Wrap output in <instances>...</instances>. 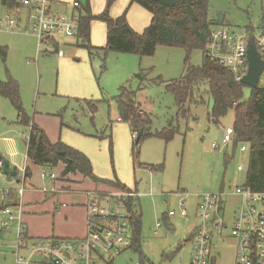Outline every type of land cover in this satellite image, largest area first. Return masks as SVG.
<instances>
[{
	"label": "rangeland",
	"instance_id": "rangeland-1",
	"mask_svg": "<svg viewBox=\"0 0 264 264\" xmlns=\"http://www.w3.org/2000/svg\"><path fill=\"white\" fill-rule=\"evenodd\" d=\"M57 1L62 4L55 3V8L69 15L73 0ZM78 1L80 7L74 10L75 13L87 4L86 0ZM104 1L89 0L91 11L95 14L101 12ZM128 2L116 0L109 14L119 15ZM208 2L210 17L215 19L216 12L224 15L223 24L216 27L228 28L240 34L248 30H253V34L264 32V0ZM136 5L129 6L127 15L131 10L129 21L132 26L129 25L141 32L150 22V13ZM90 28L91 44L102 47L105 44V25L100 21H92ZM63 43L62 56L53 52L45 53L44 45H41V52L36 55V40L33 36L0 32V45L7 46L5 62L0 59V79L5 80L9 75L18 82L20 101L26 114L44 130L51 142L60 140L88 156L93 174L99 179L70 183V190L73 191L69 193L43 191L44 196L40 198L46 200L45 203L55 199L59 207L61 204L70 207L83 201L85 190L95 187L115 188L119 181L126 187L136 188L140 194L137 206L141 222L140 248L138 251L125 250L114 257L112 264H189L190 247L184 245L183 241L190 238L196 220L192 218L187 221L180 216L181 198L190 215L194 212L198 195L223 191V219L227 225L223 234L228 235L233 225V213L238 207L239 197L232 191L235 185H242L245 178L243 170L238 172L236 165L245 164L246 157L238 151V147L233 150L232 140L227 146H222L224 129L232 124V110L218 122L210 120L208 112L212 100L206 84L200 85L196 96H193L194 100L202 98L203 103L200 100L187 101L182 108L185 113L177 106L174 96L165 88V82L183 76L186 58L183 48L157 45L151 56L113 51L103 53L98 49H91L89 54L88 49L80 46L81 42L74 37L64 38ZM202 58V52L194 50L189 56V63L199 66ZM159 77L165 82L156 80ZM120 87L133 91L134 102L148 115L150 123L146 131L154 134L164 129L175 130L169 141L154 135L144 136L139 143L136 162L132 158L135 136L130 124L123 120L117 121L115 97ZM249 94L250 88L244 87L242 98L247 99ZM91 102L95 105L94 109ZM27 133L28 128L17 123L12 104L7 98L0 97V168L6 162L8 168L16 173L14 177L8 178L0 169V196L3 190H15L21 186L17 178L23 177L25 167L31 173V187L37 188L43 184L49 189L53 182L49 178L42 181L40 173L59 174V167L34 165L26 158ZM213 142L218 143L221 149H213ZM225 156L232 158L225 163ZM149 166H153V170ZM68 177L77 179L78 175ZM24 196L22 204L27 217L24 216L22 223L29 238L74 237L59 234L69 227L70 222L65 224V217L68 216V220L81 219L85 210H63L54 219L37 220L33 225L41 232L48 230L49 233L40 234L39 230L35 233L28 217L45 215V211L37 210L34 213L28 210L27 207L33 210L34 205L40 203H27ZM57 210L54 205L55 216L60 212ZM170 210L175 212L169 218L171 230L166 223H161L162 216ZM157 221H160L161 226L154 234ZM52 228L55 231L52 232ZM224 238V246H221L220 240L215 241L217 248L221 249L217 264H233V241L228 236ZM13 239V234H7L4 238L10 244H13ZM180 244L182 248H179ZM13 250L9 246L0 247V264H13Z\"/></svg>",
	"mask_w": 264,
	"mask_h": 264
},
{
	"label": "built area",
	"instance_id": "built-area-1",
	"mask_svg": "<svg viewBox=\"0 0 264 264\" xmlns=\"http://www.w3.org/2000/svg\"><path fill=\"white\" fill-rule=\"evenodd\" d=\"M77 1H72L68 13L55 8L52 0H0V31L22 33L36 40V55L44 45L45 53L62 56V40L75 37L78 31ZM244 34L228 28L214 27L210 31L204 55L211 61L229 70L236 81L248 69L247 46L253 43L260 58L264 59V32ZM257 86L264 87V68L259 75ZM223 147L233 140L232 125L225 127ZM215 150L221 149L218 143H211ZM246 145H238L244 152ZM243 170V164L236 165ZM42 178L54 179V173H41ZM23 180V179H22ZM21 180V182H22ZM24 186L16 189L17 200L8 202L10 190L1 192L0 204V247H13V264H112L115 256L127 250L131 244V222L128 208L139 197L135 189L110 191H85V233L81 237H37L29 238L23 227L24 215L21 196ZM42 191H56L42 187ZM232 194L239 197L233 213V225L229 237L235 243V264H264V191L257 192L242 185H235ZM224 192L198 195L195 206L197 225L193 232L189 264H209L216 229L221 232L227 228L223 219ZM130 202V204H129ZM185 203L179 201V214L186 216ZM173 210L168 215H174ZM158 222L156 225H159ZM13 234V244L4 240ZM139 264V263H136Z\"/></svg>",
	"mask_w": 264,
	"mask_h": 264
},
{
	"label": "trees",
	"instance_id": "trees-1",
	"mask_svg": "<svg viewBox=\"0 0 264 264\" xmlns=\"http://www.w3.org/2000/svg\"><path fill=\"white\" fill-rule=\"evenodd\" d=\"M77 1L80 7V2ZM78 12V31L74 38L81 42L82 47L98 49L103 53L109 51L132 53L139 56H151L157 45H167L183 48L186 52L184 74L180 79L163 81L165 88L172 93L179 108L191 100L203 103L202 98L193 99L195 92L202 84L208 86L212 106L208 118L218 122L228 111L232 110L233 150L239 144L246 145L242 152L246 157L243 164L245 173L244 186L253 191H264V87L250 88L247 99H243V88L247 85L234 79L233 74L225 67L209 60L204 55V48L212 28L218 24L209 16L208 0H129L127 7L117 16H111L109 10L116 0H105L101 12L91 11L89 0ZM131 4H137L147 10L151 19L141 32L135 31L128 23L127 10ZM92 21H100L105 25V44L94 47L90 42ZM224 21V20H223ZM199 50L203 58L199 66L189 63L192 51ZM7 46L0 45V59L5 62ZM133 91L120 87L115 97L118 118L127 121L135 136L132 145V158L136 162L139 154V143L144 136H156L169 141L175 134L174 128L164 129L152 134L147 130L150 119L139 105L133 100ZM196 96V95H195ZM0 97L7 98L16 111V121L28 128L26 142V158L34 165L57 166L62 164L61 176L68 179L70 174H80L83 178L93 181L99 180L92 170V163L88 156L76 148L57 140L51 142L44 130L36 125L24 111L18 82L10 77L0 79ZM91 104H93L91 102ZM94 109V104L92 105ZM185 113V110H183ZM233 151V154H234ZM232 154V156H233ZM232 156H225L227 163ZM1 160V159H0ZM161 167V166H160ZM148 168L153 170V166ZM25 176H29V168L24 169ZM108 182V181H107ZM110 182V181H109ZM116 187L125 188L116 182ZM130 204V202H129ZM131 222V244L128 249L138 251L140 248V215L128 208ZM193 233L190 236L191 240ZM181 245H179V248ZM140 264V263H139Z\"/></svg>",
	"mask_w": 264,
	"mask_h": 264
},
{
	"label": "crops",
	"instance_id": "crops-1",
	"mask_svg": "<svg viewBox=\"0 0 264 264\" xmlns=\"http://www.w3.org/2000/svg\"><path fill=\"white\" fill-rule=\"evenodd\" d=\"M52 1L54 3H57V4H62L60 1H57V0H52ZM133 5H136V4H133ZM136 6H134V7H136ZM130 12H131V10H130ZM130 12H128V15H127L128 23L130 22L129 21V19H130L129 18ZM149 17H150L149 19H151V15ZM129 24L132 26V23L131 22ZM0 32H3V31H0ZM62 45H64V43ZM117 121H121V120L117 117ZM0 161H2V160H0ZM56 167H59V174L56 175V177L54 179H50L49 178L53 182L52 186L56 188V191H46V193H48V192H50L52 194H56V193H69V192L73 191V190H70L71 189L70 188L71 187L70 186V183L81 182V180L88 179V178H83L80 174H75V176L78 175V178L79 179L78 178L77 179L69 178L68 176L74 175V174H70V175L67 176L69 180H66L65 177H62L61 176V171H62L63 165L62 164H58ZM30 175H31V173L29 174V176L26 177L25 176V172H24L23 177L20 178V181L19 182H21V180L23 179L22 182H21V184L24 186V191H23V194L21 196V202H22V198H23V196L25 194L24 198L27 201V203H31L29 201H34L35 203H37L36 201H39V203H40V204L34 205V209L33 210L30 209V207H27L28 210L33 211L34 213H36L35 211H37V210L38 211H45V213L43 212L45 215H41V214H37V215H34V216L32 215V216L28 217V219H30V220L26 219V220H28V221L31 222L32 228L34 230H36L35 233H37L38 230H39L38 233H40V234L47 235L49 233L48 230L41 232V230L38 229L37 226L33 225V222H35L37 220L49 219V218L54 219L55 217L61 215V211H63V210L64 211L65 210L79 211V212L82 209L85 210V207H84V203L86 201L85 191H88V190H85L84 191L83 201L81 200L82 202H80V203H78L76 205H71L70 207H67L66 204H61V206L59 207V204H57V205L55 204V199H53V200L51 199L49 201V203H45L46 200L40 198V196H44L43 195L42 188H41V187H44V186L42 184L41 186H39L37 188L36 187H31L33 185H31L29 183V181H30ZM59 176H60V178H59ZM8 178H9V176H8ZM40 178H41L42 181H45L47 179V178H42L41 173H40ZM117 182L120 183L119 181H117ZM58 184H59V186H58ZM120 184L124 185L123 183H120ZM103 186H105V185H103ZM125 188H129V187H126L125 186ZM117 189H120V188H118V187H115V188L114 187H112V188H109V187H100V188H97V187H95L93 190L104 192V191L117 190ZM129 189H135L137 191L136 188H129ZM9 190H10V199L8 200V202H12L14 200H17L18 199V196L16 194V189L15 190L9 189ZM90 190H92V189H90ZM32 197H33V200L31 199ZM179 201H183V199L181 198ZM138 203H139V198H137L135 200V202L133 203L132 209H133V211L137 212L140 215L139 209L137 207L138 206ZM0 204H1V202H0ZM54 205H55L56 210L58 209L57 211L58 212L60 211L58 213V215H56V216H55V213L53 212ZM195 206H196V204H195ZM37 207H38V209H36ZM61 207H63V208L65 207V208L64 209H61ZM24 208L26 209V207H24ZM64 213L65 214H69L68 212H64ZM24 216L25 215H23V218H24ZM172 216H174V215H168V213H165L162 216L161 223L162 222L163 223H166L169 230H171L170 229L171 228V224L169 223V218L172 217ZM25 217H27V215ZM181 217H183L187 221H190L192 218H194L196 220V223L193 225V228L191 229V234H190V236H191L192 233L194 232V229H195L196 225H197V219L195 217V208H194V212L192 214L189 215L187 213L186 216H181ZM65 220H66L65 224H68L69 222H70V224H69V227L67 228V230H65L63 232L60 231V233H59L60 235H67V236H74V237H78V236L84 235V233H85V211H84V214L82 215V218L81 219L78 218L77 220H75V219L68 220V216H66L65 217ZM158 222H160V221H157L156 224ZM161 223L159 225H156L155 224L156 229L154 230V234H157V232H158L157 229H158V227L161 226ZM51 231L52 232L55 231L54 228H52ZM223 233H224V231L219 232L216 229L214 230V233H213V242H214V245L215 246L212 248V253H211V258H210L209 264H217V258H219L220 255H221V253H220L221 249H218L217 248V245L215 243L216 239L218 241L220 240L221 246H224V243H226V242H223V241L226 240L224 237H227L228 236V238H230L229 235H227V234L224 235ZM230 239H232V238H230ZM232 241H233L232 246L234 248V251L232 253V262H233V264H235V243H234V240L233 239H232ZM183 243H184V245H186V244L189 245V247H190V251L189 252L191 254V248H192V240H191V238H188L187 240L183 241ZM180 245H181L180 248H182L183 245L182 244H180ZM189 259H190V257H189Z\"/></svg>",
	"mask_w": 264,
	"mask_h": 264
},
{
	"label": "water",
	"instance_id": "water-1",
	"mask_svg": "<svg viewBox=\"0 0 264 264\" xmlns=\"http://www.w3.org/2000/svg\"><path fill=\"white\" fill-rule=\"evenodd\" d=\"M224 15L221 12H216L215 21L218 25L223 24ZM247 60H248V69L246 74L241 78L240 82L251 88L257 86V81L259 75L261 74L264 68V59L260 58L258 51L256 50L253 43H248L247 46ZM1 172L7 174L9 177H14L16 175L15 171H11L8 168V164L3 162L1 165ZM17 181H20V178H17Z\"/></svg>",
	"mask_w": 264,
	"mask_h": 264
}]
</instances>
